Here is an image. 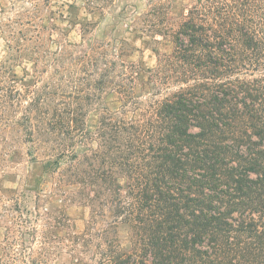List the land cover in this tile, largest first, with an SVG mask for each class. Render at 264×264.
Wrapping results in <instances>:
<instances>
[{
    "label": "trees",
    "instance_id": "obj_1",
    "mask_svg": "<svg viewBox=\"0 0 264 264\" xmlns=\"http://www.w3.org/2000/svg\"><path fill=\"white\" fill-rule=\"evenodd\" d=\"M149 2L148 33L172 44L153 68L89 25L57 44L35 0L4 16L0 150L25 146L53 182L2 209L6 263L65 246L94 264H264V0H189L174 23ZM21 60L31 85L10 77ZM54 198L88 209L81 232Z\"/></svg>",
    "mask_w": 264,
    "mask_h": 264
},
{
    "label": "rangeland",
    "instance_id": "obj_2",
    "mask_svg": "<svg viewBox=\"0 0 264 264\" xmlns=\"http://www.w3.org/2000/svg\"><path fill=\"white\" fill-rule=\"evenodd\" d=\"M34 0H0V26L4 16L12 15L15 10H23L29 7ZM39 3L37 23L47 27L48 34L59 44L68 41L72 44L81 41L82 30L90 27L88 37L91 39L108 40L115 38L128 45L130 59L142 62L145 67L153 68L156 65L157 55L167 53L172 49V44L148 33V24L153 19L150 13L149 0H92V6H87L84 0H35ZM189 0H168V16L173 23L181 18L184 6ZM161 19V18H160ZM159 20V18H158ZM165 18H162V21ZM161 22V20H159ZM1 29V27H0ZM159 41L157 43L156 41ZM56 43L51 47L54 50ZM130 48V50H129ZM7 55V45L3 40L0 30V62ZM16 74L23 85H31L33 82L32 64L28 61L17 63L10 77ZM21 154L13 151L4 155L0 150V264L6 263L3 252V241L6 236L8 218L4 206H14L13 198L18 197L21 205L33 208V194L40 188L45 194L52 191L53 182L50 180L49 168L43 164L32 163L26 156V147H18ZM4 159V161H3ZM4 165V166H3ZM30 186L32 191H25ZM69 191L68 188H66ZM54 208H61L69 217L74 231L81 232L84 229L88 209L77 202L61 203L58 199H51ZM51 203L47 204L49 208ZM119 243L123 248L129 247L128 227L120 225L118 228ZM48 264H94L93 261L83 260L78 262L69 248L59 246L54 256L49 257Z\"/></svg>",
    "mask_w": 264,
    "mask_h": 264
}]
</instances>
